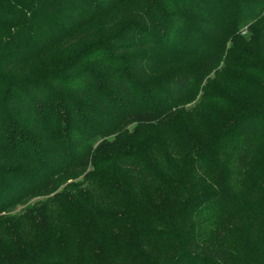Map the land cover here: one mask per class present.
Returning a JSON list of instances; mask_svg holds the SVG:
<instances>
[{
    "label": "trees",
    "instance_id": "16d2710c",
    "mask_svg": "<svg viewBox=\"0 0 264 264\" xmlns=\"http://www.w3.org/2000/svg\"><path fill=\"white\" fill-rule=\"evenodd\" d=\"M150 1L162 5L161 26L149 23L142 36L131 38L122 33L120 43L108 48L113 70L99 83L105 70L100 63L106 62L100 46L38 76L20 69L29 52L32 62L51 51L52 36L72 46L71 40L83 32V24L76 22L98 6L108 7L106 0H0V222L5 219L3 225L10 228L24 223L9 237L16 246L10 255L7 250L2 252L5 261L11 259L8 264H264V198H248V194L264 190V108L241 112L219 137L213 152L223 184L232 196L231 205L247 217L239 234L233 229L217 234L218 218L231 208L220 205L218 195L207 193L191 201L174 223L171 216L183 200L181 193L177 191L173 205L163 209L162 199L145 190L154 184L162 188L168 179L157 176L124 149L112 156V169L126 177L128 211L109 213L89 192L92 207L82 204L86 199L82 195L54 208L56 197L62 198L60 193L40 204L46 208L41 213L52 211L51 221H45L49 215L42 221L27 215L15 223L7 216L15 204L68 171L70 163L85 159L94 143L109 132H100L101 127L118 116L116 110L129 113L138 99L149 95L148 109L158 111L152 120L160 122L165 120L161 116L170 112L171 102L192 90L195 74L190 70L148 82L132 71H121L127 57L114 52L120 45L135 52L132 57L139 60L153 59L147 55L151 48L189 52L201 42L202 33L212 29L211 0ZM186 7L206 18L187 16L181 11ZM263 11L264 0L241 7L237 23L245 25L252 14ZM184 28L188 29L185 33ZM141 50L145 58L137 53ZM258 50L264 60V39ZM261 68L255 65L253 70L260 72ZM100 85L103 96L98 92ZM172 168V173H177ZM257 169V180L249 181ZM74 216L88 227L78 232L79 236L84 233V244L76 243L74 235H65L57 224L70 217L77 222ZM65 236L69 237L61 243ZM239 238L248 245L246 249L235 245Z\"/></svg>",
    "mask_w": 264,
    "mask_h": 264
},
{
    "label": "rangeland",
    "instance_id": "374dc122",
    "mask_svg": "<svg viewBox=\"0 0 264 264\" xmlns=\"http://www.w3.org/2000/svg\"><path fill=\"white\" fill-rule=\"evenodd\" d=\"M106 1L108 7L98 6L91 15L89 13L82 17L80 22H76L78 26L83 24V32L81 36L79 34L72 38V46L64 45L66 41L61 37L52 36V46L49 48L51 51L46 55L32 62V53L24 55L21 73L28 72L32 76H38L50 72L61 64L67 65L73 61L71 59L75 55H88L100 46L101 58L106 61L100 63L105 66L98 78L101 83L107 71L113 70L110 66L113 59L108 54V48L114 42L120 43L119 37L122 33L126 32L130 38L138 34L142 36L147 24L152 23L154 27L162 24V5L153 1ZM257 2L258 0H211L214 20L210 21L209 25L212 29L205 30L201 35V42L193 45L189 52L170 51L156 46L147 53L153 59L145 58V52L141 50L137 53L145 59L139 60L132 57L135 52L130 49H121L122 45L116 47L115 53L120 57H127V63L125 62L121 69L123 74L132 71L140 76L141 81L148 82V79L158 80L183 70H190L195 74L192 90L181 99L171 102L170 112L161 116L165 120L160 122L152 120L158 117V111L154 113L148 109L150 104L146 100L149 95L138 99L137 106L129 113L116 110L117 117L106 118V124L102 123L100 132H109L94 143L86 153L88 155L85 159L83 157L79 163H70L68 171H63L61 176L48 181L44 189L15 204L7 216L13 217L15 223L23 221L27 215L39 218L40 221L49 215L45 221H51L52 211L41 213V210L45 211L46 208L40 204L46 198L60 193L62 198L57 200L56 197L54 208L61 201L75 202V197L85 195L86 199L82 204L86 208L92 207L89 201L91 196L97 198L98 204L109 213L128 211L130 198L126 177L112 169V156L124 149L130 151L138 162L151 167L157 176L168 179L162 188L154 184L145 190L151 197L162 199L163 209L167 210L173 205L177 191L181 193L183 200L171 216L174 223L179 220L182 211L191 201L207 193L211 196L218 195L221 199L220 205L225 204V207L231 208V211L225 210L218 218L221 224L217 234L221 235L228 229H233L239 234L246 226L244 220L247 217L231 205L232 196L223 184L222 170L216 166L213 152L219 137L229 129L230 123L236 120L241 112L264 108V69L261 68L264 67V60L258 50L260 41L264 39V11L260 15L252 14L251 20L245 25L237 23L241 7L245 8ZM181 11L187 16L196 14L200 19L206 18L204 14L188 7ZM187 30L184 28L182 31L185 33ZM135 31L137 33L132 34ZM255 65L262 71L253 70ZM100 89L101 85L98 92L103 96ZM172 167L177 169V173H172ZM257 171L258 169L251 174L249 181L257 180ZM253 196L261 200L264 198V190L248 194V198ZM74 217L77 222L70 217L67 221L57 224L64 229L65 235H74L76 243L84 244V233L79 236L78 232H85L88 227L77 216ZM5 222V219L0 222V264H8L11 261H5L2 252L7 250L10 255V249L16 246L13 242L15 240L9 237L24 224L22 222L10 228L3 225ZM68 237L62 238L61 243ZM122 241L124 240L121 239ZM235 245L239 249H246L248 246L241 242L240 238Z\"/></svg>",
    "mask_w": 264,
    "mask_h": 264
}]
</instances>
